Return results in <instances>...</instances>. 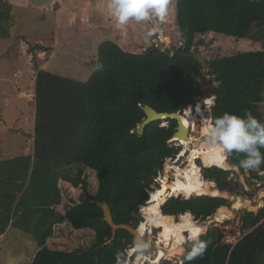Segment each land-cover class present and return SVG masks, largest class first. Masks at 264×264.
<instances>
[{
	"label": "trees",
	"instance_id": "16d2710c",
	"mask_svg": "<svg viewBox=\"0 0 264 264\" xmlns=\"http://www.w3.org/2000/svg\"><path fill=\"white\" fill-rule=\"evenodd\" d=\"M176 12L182 46L175 50L151 47L132 53L117 42L106 41L99 47L95 69L86 82L37 70L34 153L0 161V238L11 227L32 236L39 251L30 264H117V253L132 247L134 238L126 230H119L112 241L113 229L104 221L101 205H109L117 225L139 229L145 221L140 208L157 192L154 180L165 160L181 148L168 144L177 129L175 120L152 123L139 135L146 118L144 108L183 114L202 97L198 83L202 66L194 57L206 46L202 36L214 33L261 43V50L208 63L209 76H215L218 84L212 122L224 112L243 115L248 111L264 121V0H176ZM14 19L13 5L0 0V40L11 39ZM45 49L38 45L29 52ZM187 112L195 124V117ZM165 122L169 128L162 127ZM227 158L250 179L264 177V171L242 169L239 154ZM88 169L98 179L96 195L61 212L60 182L85 188ZM235 173L202 167L205 181L239 196L243 186L232 177ZM227 205L222 197H173L160 208L161 227H181L187 213L205 222ZM263 219L264 210L258 215L246 212L243 228L253 229ZM66 223L75 230L93 231L94 244L75 251L50 248L48 241L55 228ZM255 231L234 245L220 234L217 239L210 230L201 236L211 241L204 256L191 262L183 259V264H264V231Z\"/></svg>",
	"mask_w": 264,
	"mask_h": 264
},
{
	"label": "rangeland",
	"instance_id": "374dc122",
	"mask_svg": "<svg viewBox=\"0 0 264 264\" xmlns=\"http://www.w3.org/2000/svg\"><path fill=\"white\" fill-rule=\"evenodd\" d=\"M41 1V3L36 5L37 9L33 8V10L31 9L29 11L27 8V10L17 13L19 18L17 24L14 23L13 25V27L16 25L14 27V36L11 39L0 40V135L4 140L3 144L0 142V161L19 156L25 149H28L27 151H30V149L33 150L31 143L24 146L28 142L25 137L26 134L23 133V138L19 135H13L15 132L20 133L26 131L30 134L33 132L36 114L35 83L37 70L43 69L66 78L86 82L95 69L99 47L106 41H115L125 51L132 53H142L148 48L156 46L162 51H166L167 49L175 50L181 46L180 32L176 18V0H167L165 4L167 15L162 22L155 19L145 24L130 21L124 26L117 25L108 15V0H95L94 7L91 8H89L92 4L91 0ZM86 2L87 5L85 6ZM14 10H16L15 7H13V13H15ZM25 15L31 19V22L26 20L20 21L21 17L24 19ZM108 22H115V27L114 25H109ZM148 23L155 24L157 30L146 40L144 30ZM90 24L93 26H89ZM114 28L115 39L114 31H112ZM52 36H55V38L52 39ZM201 38L206 42V46L201 47L198 53L208 62L216 58L262 49L261 43H254L251 40H237L234 37L220 34L209 33ZM40 44L47 46H43L46 48L45 52H29ZM39 54L42 55L41 58ZM206 84L211 86L210 93L215 95V90L218 86L215 81V76H208ZM212 105L207 106L205 104L203 107L202 105L196 107L197 104L192 103L188 108L190 112L193 111L192 114L195 117L194 123L196 124L197 132L195 135H192L195 138V144L200 142L199 135L203 127L201 117H198V115L204 111L205 115L212 117ZM261 110L264 114V103L261 105ZM202 117H204L203 114ZM203 121L205 125V122L208 123L205 117ZM165 123L162 125H165ZM25 124L26 127L20 129ZM5 136L8 137L5 139ZM183 140L185 139L183 138ZM194 145H191L190 148H196ZM190 154L191 152L188 151V155L183 160L182 165H184V169L189 165ZM203 160L206 159L199 160L201 164L199 162L197 164L210 168L207 164L204 165ZM233 171L236 173L232 177L239 180L243 188L240 190L239 196L225 192L226 196L223 198L228 200L226 207L234 213L235 217L226 219L220 223L216 219L219 214V209L213 217L205 222L195 220L199 224L209 223V231L213 227L218 226L219 234L222 235L225 242L230 244L240 242L255 230L264 231V219L253 229H244L242 224L246 212H252L258 215L264 210V177L260 180L250 179L248 173H241L236 168ZM60 186L63 194V202L60 207L62 212H66L74 204L89 201L96 195L98 179L95 173L89 171L87 173L85 188H74L75 190H73V186L67 184V187H71L66 189L63 183H60ZM206 196L213 197L211 195ZM237 199L250 201L257 207V210L254 211L247 208L235 209ZM142 216L146 221L145 213L142 212ZM148 225L154 228V232L152 229V236L145 237L151 243V247L145 254H155L154 257L156 258L159 253L166 255L164 251L156 250V245H154L157 242L156 238L160 234H164L166 230L156 223ZM15 232H17V237L13 235L9 249L0 252V264H30L39 251L37 242L32 236L16 230ZM146 232L142 235V238H144ZM94 242L95 233L84 231V234H82L73 229L71 225L63 224L55 228V233L48 241V245L53 250L75 251L79 248L89 249ZM190 246L191 241H188L183 248L188 249ZM137 255L136 253L132 259L134 264ZM183 255L181 253L178 257L162 259L163 261L160 264L163 262L170 264L181 263Z\"/></svg>",
	"mask_w": 264,
	"mask_h": 264
},
{
	"label": "clouds",
	"instance_id": "9594fccd",
	"mask_svg": "<svg viewBox=\"0 0 264 264\" xmlns=\"http://www.w3.org/2000/svg\"><path fill=\"white\" fill-rule=\"evenodd\" d=\"M107 12L117 25L124 26L130 21L145 24L155 19L162 22L166 18L167 8L162 0H108ZM156 30L155 24H146L145 39L150 38ZM203 130L210 148L218 150L222 155L239 154L241 156L239 166L242 169L264 171L261 167L264 165V153L261 152V149H264V121L250 111L243 115L224 112L213 122L205 125ZM201 235L199 229L188 234L190 248L180 249L185 262L202 258L206 253L211 241L201 239ZM132 248L138 255L143 256L149 250L150 243L134 240ZM116 261L117 264H127V252H118Z\"/></svg>",
	"mask_w": 264,
	"mask_h": 264
},
{
	"label": "bare ground",
	"instance_id": "6f19581e",
	"mask_svg": "<svg viewBox=\"0 0 264 264\" xmlns=\"http://www.w3.org/2000/svg\"><path fill=\"white\" fill-rule=\"evenodd\" d=\"M208 76H209V72L205 73L204 75L205 82ZM209 92H210V89H209ZM213 101H214L213 95L209 94V96L203 102L197 103L196 107L200 105H202L203 107L205 104L207 106L208 105L210 106L213 104ZM199 109L202 110L201 108ZM187 111L190 112V110L188 109ZM187 111L185 115H181L182 130L185 133L187 132L191 133V135H189L190 136L189 138L176 137L175 140L179 141L180 145L185 146V152H188V151L191 152L189 156V165L183 170L182 169L178 170L179 171L178 179L176 182L170 183V184L164 183L160 191H157L152 194L151 201L148 203V205L144 206L143 211L145 215L147 216V223L144 222L138 229V233L141 238H142V235L145 234L149 226L148 224L156 223L157 225H161L163 223V215L161 213L160 208L165 204L169 195L170 196L183 195L187 198H191L192 196H201V195H211L213 197H225L226 196L225 192H222L216 188H213V185L210 182L204 180L203 175H202V169L197 164L196 159H206L207 160L206 164L208 165V167H218L221 169H229L231 165L228 161L227 155H222L218 150L212 149L208 146L206 139H205L204 130H203L205 127V124H203L204 122L203 120H204V117L206 118V121H209V120L207 119V115H205L204 111H202V113L200 114L201 116L198 115V117H201L203 127L199 135L200 142L195 144L194 142L195 138L192 135H195L197 130H196V126L193 127V125L195 124L190 122L192 117L190 114H188ZM198 112H201V111H198ZM190 113L192 114V112ZM202 114L204 117H202ZM205 123L206 125L208 124L207 122ZM183 138L185 140H183ZM191 145L196 146V148L191 149L190 148ZM168 190H171L172 193L170 192L168 193L167 192ZM241 208H247V209L254 210V211L257 210V207H255L250 201H242L241 199H237L235 203V209H241ZM234 217L235 215L230 209H228L227 207H222L220 208L219 214L216 219L218 222L221 223L222 221L226 219H231ZM193 220H195L193 215L190 213H187L183 217V222H182L183 224L181 227H175L173 229H168L166 230L164 234H160L157 237L156 239L157 242L154 243V245H156V250L164 251L166 255L159 253L157 254V258L154 257L155 254L154 255L144 254L143 256L137 255L135 264H158V261L163 257L173 258V257H178L179 255H181L182 252H180V249L181 247L185 245L186 242L189 241L188 240L189 233L194 232L197 229H199L202 232V235H204L209 228V223L197 225L196 223H194Z\"/></svg>",
	"mask_w": 264,
	"mask_h": 264
},
{
	"label": "water",
	"instance_id": "95a60500",
	"mask_svg": "<svg viewBox=\"0 0 264 264\" xmlns=\"http://www.w3.org/2000/svg\"><path fill=\"white\" fill-rule=\"evenodd\" d=\"M194 57L199 61V63L202 66V71H201V73L198 76V83L200 85L202 97H200V98H198V99L195 100V103H199V102H203L209 96V94L210 95H213V93H210L209 92V89L211 91V86H209V85L206 84L205 77H204L205 73H207V72L210 71V64L199 53L195 54ZM213 97L215 99L216 98V95H213ZM144 110H145L146 118L143 121V123L139 126V129H138L139 135L142 136L144 134V132H145V129L149 125H151L152 123H155V122H158V121H161V120H175L177 122V129H176V132H175L174 136L175 137H179V138H182V137L189 138L190 137L189 136V132L185 133L182 130V123H181V118L182 117H181V114L180 113H172V114H169V113H159L158 111H156L155 109H153L150 106H146L144 108ZM233 169L234 168L231 166L229 169H225V170H233ZM210 183L213 184V188L218 189V187H217V185L215 183H213V182H210ZM101 207H102V209L104 211V221L107 222L110 225V227L113 229V238H112V241H114L116 239V235H117V232L119 230H126V231H128L133 236L134 240H136L137 242L148 241L145 238H141L140 237L137 228L132 227V226H129V225H117L115 223V221H114L112 211H111V209H110V207H109V205L107 203L102 204ZM212 230L215 231V233L217 235V239H218V236H219V227L218 226H215V227L212 228Z\"/></svg>",
	"mask_w": 264,
	"mask_h": 264
},
{
	"label": "crops",
	"instance_id": "0c3cea01",
	"mask_svg": "<svg viewBox=\"0 0 264 264\" xmlns=\"http://www.w3.org/2000/svg\"><path fill=\"white\" fill-rule=\"evenodd\" d=\"M5 1H8L10 4H12L13 5V7H15V9L16 10H14V15L16 16V21H15V24H17V21H18V18H19V16H18V14L17 13H19V12H21V11H23V10H27V8H28V10L29 11H31V9L33 10V8L34 9H37V4L38 3H41L42 1L41 0H5ZM91 2H92V4H91V6H89V8H91V7H94V2H95V0H91ZM19 3H21V4H19ZM32 4H35V5H32ZM96 4H97V1H96ZM87 5V2L85 3V6ZM98 5H100V4H98ZM89 8H88V10H89ZM85 9V8H84ZM97 9V8H96ZM99 9V8H98ZM30 21L31 22V19L29 18V17H27L26 15H25V17H24V19H23V17H21V19H20V21L22 22V21ZM91 20H92V18H91ZM28 23V22H27ZM109 23V25H114V27H115V22H108ZM22 24H26V23H22ZM89 26H93L92 24H90ZM14 27H16V25L14 26ZM14 27H13V32H12V36H14ZM112 31H114L113 33H114V39H115V28L112 30ZM21 35H25V34H21ZM55 38V36H52V39H54ZM113 42H115V41H113ZM41 46H45V45H42V44H40ZM45 47H47V46H45ZM49 47V46H48ZM161 50V49H160ZM162 51V50H161ZM258 51V50H257ZM36 52V51H35ZM43 53V52H42ZM43 54H45V53H43ZM40 55V58L42 57V55L41 54H39ZM1 81V80H0ZM36 84V83H35ZM187 111V110H186ZM35 119H36V114H35ZM5 126V125H4ZM24 127H26V124L22 127V128H20V129H24ZM29 127V126H28ZM18 131V130H17ZM22 131V130H21ZM23 133L24 134H26V140H28V142L27 143H25V145L24 146H26V145H29L30 143H31V145L33 146V150H31L30 149V151H27L26 149H25V151H23V153H21V155H19V156H29V155H32L33 153H34V137H35V123H34V126H33V132H32V134H30V133H28V132H26V131H22V132H15V134L13 135V136H17V135H19L21 138H23ZM6 137H8V136H5V139H6ZM30 141H32V142H30ZM0 142L3 144V142H4V140H3V138H2V136L0 135ZM188 153V152H187ZM16 157H18V156H16ZM15 157H11V158H6V159H4V160H1V161H6V160H11V159H14ZM166 161V160H165ZM165 164V163H164ZM231 165V164H230ZM232 166V165H231ZM204 167V166H203ZM233 168H236V169H238L237 167H234V166H232ZM164 168V167H163ZM201 169H202V166H201ZM163 170V169H162ZM161 170V171H162ZM89 171H92V170H90V169H88L86 172H85V178H86V181H87V173H89ZM160 171V172H161ZM93 173H95L94 171H92ZM159 172V173H160ZM158 173V174H159ZM96 174V173H95ZM97 177V176H96ZM155 181V180H154ZM60 183H63L64 184V187L66 188V189H68L69 187H71V186H69V187H67V184L68 185H71L70 183H68V182H64V181H61ZM60 188H61V186H60ZM80 188H82V187H80ZM84 188V187H83ZM73 190H75L74 189V187H73ZM80 190H82V189H80ZM159 190V189H158ZM157 190V191H158ZM168 192V191H167ZM154 193V192H153ZM170 193H171V190H170ZM190 199V198H189ZM167 202V201H166ZM59 210L62 212V210H61V207H59ZM179 218V217H178ZM178 218H175V219H178ZM146 221H147V216H146ZM146 221H144L145 223H146ZM143 222V223H144ZM142 223V224H143ZM66 224H69V223H66ZM141 224V225H142ZM70 225V224H69ZM149 227H151V226H149ZM15 230L16 231H19V230H17V229H15V228H13V227H11V228H9L8 229V231L0 238V252L1 251H4L5 249L7 250V249H9V245H10V242H12V240H13V235H15L16 237H17V232H15ZM147 230H148V228H147ZM76 231H78V232H81L82 234H84V231H90V232H93V231H91V230H76ZM20 233H23V232H21V231H19ZM88 233V232H87ZM94 233V232H93ZM145 238V237H144ZM201 238V237H200ZM146 239V238H145ZM157 239V238H156ZM150 242V241H149ZM237 244V243H236ZM236 244H234V245H236ZM150 245H151V243H150ZM131 247V246H130ZM129 247V248H130ZM151 247V246H150ZM132 248V247H131ZM133 249V248H132ZM128 250V249H127ZM133 254H136V252L134 251L133 252ZM165 259H168V258H165ZM165 259H163V260H165ZM171 259V258H170ZM181 262H182V264H183V260L181 259ZM179 264V263H178Z\"/></svg>",
	"mask_w": 264,
	"mask_h": 264
},
{
	"label": "built area",
	"instance_id": "2783aa9c",
	"mask_svg": "<svg viewBox=\"0 0 264 264\" xmlns=\"http://www.w3.org/2000/svg\"><path fill=\"white\" fill-rule=\"evenodd\" d=\"M181 46H182V43H181ZM180 46V47H181ZM157 48H159L158 46H156ZM197 104V103H196ZM193 113V111H191ZM186 111L183 112V114L185 115ZM181 114V113H180ZM181 114V115H183ZM207 119L212 122V117H209L207 116ZM168 123V122H167ZM165 123V125H162V127L164 128H169L170 127V124H167ZM202 123V121H201ZM195 125H193V127H195ZM192 130V129H191ZM189 135H191V133H189ZM176 137L173 136V138L171 140L168 141V144L171 146V147H177V148H183L181 151H179L178 154H176V156L174 157H169L166 159L165 161V164H164V168L163 170L158 174V176L155 178V185L153 186V190L154 191H157L158 189H161L164 185V183L166 184H170V183H174L177 181L178 179V170L179 169H184L182 165L183 163V160L186 158V154H188L187 152H185V146L183 145H180L179 144V141L175 140ZM185 152V153H184ZM199 160L201 159H196V162H199ZM201 166V165H200ZM262 175L264 176V173H262ZM170 192V190H168V193ZM172 193V192H171ZM151 195L152 193L150 194V199H151ZM182 197H184L185 199H188L187 197L183 196V195H180ZM180 196H170L168 197L167 201L173 197H180ZM150 202V200L146 203V205H148V203ZM145 205V206H146ZM144 208V206H141L140 208V212L141 210ZM144 213V211H142ZM141 212V213H142ZM146 219V217H145ZM147 223V221H146ZM142 224V223H141ZM152 229H153V232H154V228H151V227H148V230L146 232V235L144 237H147V236H152ZM130 249V251H128ZM128 250H126L127 252V264H134L132 262V259L133 257L135 256V254H132L131 253V250L132 248L130 247ZM179 264H182L179 263Z\"/></svg>",
	"mask_w": 264,
	"mask_h": 264
},
{
	"label": "snow or ice",
	"instance_id": "6c2138e0",
	"mask_svg": "<svg viewBox=\"0 0 264 264\" xmlns=\"http://www.w3.org/2000/svg\"><path fill=\"white\" fill-rule=\"evenodd\" d=\"M166 2H167V0H162V3H163V4H166Z\"/></svg>",
	"mask_w": 264,
	"mask_h": 264
},
{
	"label": "flooded vegetation",
	"instance_id": "af4514ba",
	"mask_svg": "<svg viewBox=\"0 0 264 264\" xmlns=\"http://www.w3.org/2000/svg\"><path fill=\"white\" fill-rule=\"evenodd\" d=\"M199 116H201V115H199ZM192 117V116H191ZM190 122H192L193 123V118L191 119V121ZM189 125H190V123H189Z\"/></svg>",
	"mask_w": 264,
	"mask_h": 264
}]
</instances>
